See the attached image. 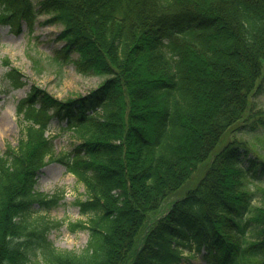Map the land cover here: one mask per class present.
<instances>
[{"label":"trees","instance_id":"obj_1","mask_svg":"<svg viewBox=\"0 0 264 264\" xmlns=\"http://www.w3.org/2000/svg\"><path fill=\"white\" fill-rule=\"evenodd\" d=\"M48 11L63 23L53 59L106 77L83 96L33 86L16 103L19 138L0 153V264H35L38 247L45 264H264V158L233 136L264 128L249 100L264 0H0L17 31ZM52 118L78 141L56 157ZM48 160L85 188L74 204L88 217L70 223L89 232L80 253L21 219L63 197L34 190Z\"/></svg>","mask_w":264,"mask_h":264},{"label":"rangeland","instance_id":"obj_2","mask_svg":"<svg viewBox=\"0 0 264 264\" xmlns=\"http://www.w3.org/2000/svg\"><path fill=\"white\" fill-rule=\"evenodd\" d=\"M54 11L37 14L31 24L21 20L18 31L8 24L0 23V153L7 146H16L19 138V125L16 117V103L27 96L33 86L59 100L85 95L105 76L82 74L76 71L72 63L60 64L53 59L62 40L58 35L63 23L51 20ZM73 53L72 57L76 58ZM261 83L257 91L249 98L252 112L264 111V59L261 69ZM64 123L52 118L46 134L52 139L53 156H59L78 142L71 130L63 128ZM243 137L262 158H264V128L254 131L234 132L233 136ZM34 190L45 196L62 194L57 205L44 208L38 202L30 205L21 216L28 229H42L46 239L59 251L80 253L85 248L89 232L87 229L71 230L70 223L86 220L87 214H81L76 198L86 197L85 188L75 176L55 160L46 161L38 171ZM182 191H180L181 193ZM35 264H45L41 258V249L36 248ZM180 264H207L200 254H185ZM34 264V263H33Z\"/></svg>","mask_w":264,"mask_h":264}]
</instances>
